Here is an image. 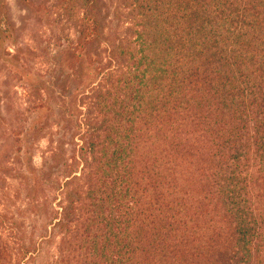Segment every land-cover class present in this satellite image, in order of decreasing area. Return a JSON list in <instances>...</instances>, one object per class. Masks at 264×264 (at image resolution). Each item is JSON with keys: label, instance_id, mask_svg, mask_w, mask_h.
Segmentation results:
<instances>
[{"label": "trees", "instance_id": "obj_1", "mask_svg": "<svg viewBox=\"0 0 264 264\" xmlns=\"http://www.w3.org/2000/svg\"><path fill=\"white\" fill-rule=\"evenodd\" d=\"M66 1L86 129L56 264H264V0H125L122 38Z\"/></svg>", "mask_w": 264, "mask_h": 264}, {"label": "rangeland", "instance_id": "obj_2", "mask_svg": "<svg viewBox=\"0 0 264 264\" xmlns=\"http://www.w3.org/2000/svg\"><path fill=\"white\" fill-rule=\"evenodd\" d=\"M72 8L66 0H0V246L7 264H56L63 184L81 174L85 118L64 98L77 77L62 63L78 35L81 11ZM104 16L118 38L134 21L125 0H104Z\"/></svg>", "mask_w": 264, "mask_h": 264}]
</instances>
